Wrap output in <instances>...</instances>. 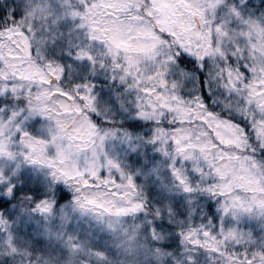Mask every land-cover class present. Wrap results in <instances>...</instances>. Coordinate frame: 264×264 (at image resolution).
<instances>
[{
  "label": "snow or ice",
  "instance_id": "snow-or-ice-1",
  "mask_svg": "<svg viewBox=\"0 0 264 264\" xmlns=\"http://www.w3.org/2000/svg\"><path fill=\"white\" fill-rule=\"evenodd\" d=\"M0 264H264V0H0Z\"/></svg>",
  "mask_w": 264,
  "mask_h": 264
}]
</instances>
